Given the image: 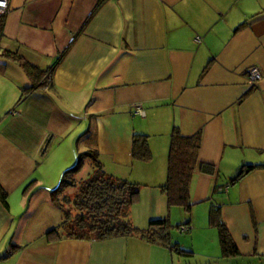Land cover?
Masks as SVG:
<instances>
[{"label": "crops", "instance_id": "crops-1", "mask_svg": "<svg viewBox=\"0 0 264 264\" xmlns=\"http://www.w3.org/2000/svg\"><path fill=\"white\" fill-rule=\"evenodd\" d=\"M7 2L0 264H174L169 245L140 236H45L61 211L50 191L79 153L95 149L107 173L133 179L140 171L160 185L174 127L199 132V160L214 165L213 173L194 172L192 204L201 202L202 214L219 205L238 253L264 259V166L230 181L241 165L264 164V0ZM4 52L41 70L57 60L52 82L25 93L30 76ZM249 66L262 72L253 85ZM135 132L149 136L148 161L132 157ZM83 140L95 146L81 151ZM160 153L166 160L154 171ZM13 204L28 215H13ZM190 221L182 231L194 230Z\"/></svg>", "mask_w": 264, "mask_h": 264}, {"label": "trees", "instance_id": "trees-1", "mask_svg": "<svg viewBox=\"0 0 264 264\" xmlns=\"http://www.w3.org/2000/svg\"><path fill=\"white\" fill-rule=\"evenodd\" d=\"M5 13L0 14V34H2ZM4 53L17 59L30 76L32 83L25 88V93L38 87H45L52 82V73L57 60L54 66L41 70L22 60L20 56H15V52ZM200 141L199 132L183 135L176 127L171 131L166 179L159 185L168 206L180 205L186 210L190 209L192 204L190 184L194 172L197 169L203 173L214 172L213 164L199 160ZM131 152L133 159L142 161L151 159L152 152L147 134L133 133ZM85 157H91L94 169L89 177L78 180L76 176L83 168ZM256 166H264V164L241 165L230 181L241 178ZM31 183L32 181L25 186V189ZM72 186L76 187L73 197L63 199L68 194L66 190ZM50 193L54 203L63 212V217L58 227H52L45 232L48 239L51 236L54 238H108L135 235L150 242L169 245L173 250L189 253L188 250L177 247V242V244L170 243V224L166 217L151 218L144 227L131 223L127 215L131 204L139 199V185L126 178L107 173L98 160L96 150L79 153L76 164L63 171L58 185L51 189ZM0 201L8 207L6 192L1 185ZM69 201L70 204L67 207L65 203ZM211 206L209 224L217 228L221 254L229 256L238 253L237 245L221 217L220 206L214 204Z\"/></svg>", "mask_w": 264, "mask_h": 264}, {"label": "rangeland", "instance_id": "rangeland-1", "mask_svg": "<svg viewBox=\"0 0 264 264\" xmlns=\"http://www.w3.org/2000/svg\"><path fill=\"white\" fill-rule=\"evenodd\" d=\"M94 146V144H91L90 146L86 147L85 141L83 140L80 149L81 151H84L88 148L92 149ZM154 157L155 161L151 163L152 165L150 166L154 168V171H157L159 168L162 169V162L166 159L162 160L161 153L158 155V158H156L157 154ZM85 159L86 163L84 167L78 172L76 176L78 180H84L89 177L94 169L93 163H90L92 161L91 157H85ZM99 159L102 160L101 158ZM76 162L77 160H72L64 168L72 167L76 164ZM141 164L142 166L144 165V163ZM147 168L151 167H146V165H144L142 170H146ZM131 175L133 179L129 178L128 180L136 182L139 185V199L135 203L131 204L127 217L131 223L138 227H144L141 225L146 226L149 219L151 218L166 217L170 224V243H178L177 247H181L182 250L189 251V253H183L181 251L173 250V256L175 259L174 264H264V259H258L247 254L236 253L229 256H223L221 254L218 231L215 226L210 227L208 225L209 211L212 207V203H209L208 214H202V212L199 211L201 210V202L191 204L190 209L188 210L180 205L166 206V197L159 188V183L161 182L156 181V178L153 176L150 178L144 176L143 172L140 171H135L134 174ZM75 190V186L69 187L66 190L68 194L63 199H71ZM157 199L158 201L160 200L162 205L157 201ZM65 204L68 207L70 201ZM205 204L208 206V202ZM13 209L14 210L12 211V214L16 217L22 214L23 217L28 215L27 212H25V209H15L14 204ZM60 212L62 211H59L58 218L55 220V224H53L55 225L54 227H58L62 220L63 212L62 214ZM190 220H195L196 227L194 230L191 231L190 229L182 231L180 228L181 225H185Z\"/></svg>", "mask_w": 264, "mask_h": 264}, {"label": "built area", "instance_id": "built-area-1", "mask_svg": "<svg viewBox=\"0 0 264 264\" xmlns=\"http://www.w3.org/2000/svg\"><path fill=\"white\" fill-rule=\"evenodd\" d=\"M8 9V2L7 0H0V14H3ZM246 76L247 81L249 84L253 85L255 84L259 79L262 77V72L257 66H249L246 69ZM186 228V227H184Z\"/></svg>", "mask_w": 264, "mask_h": 264}]
</instances>
